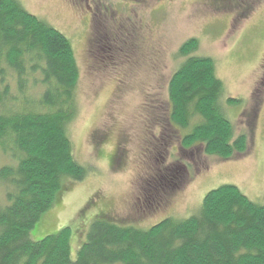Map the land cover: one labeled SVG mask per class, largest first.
Segmentation results:
<instances>
[{
	"label": "rangeland",
	"instance_id": "rangeland-1",
	"mask_svg": "<svg viewBox=\"0 0 264 264\" xmlns=\"http://www.w3.org/2000/svg\"><path fill=\"white\" fill-rule=\"evenodd\" d=\"M17 1L70 41L79 75L67 134L87 169L82 180L63 178L52 205L28 231L30 240L67 226L74 260L97 214L147 229L196 214L203 196L223 184L264 203V0H164L155 11L160 0L150 6L138 0L132 12L120 8L125 0H111L119 14L110 20L111 10L109 18L103 12L90 29L85 9L69 0ZM188 39L197 41L190 56L213 61L220 108L234 136L245 135L243 153L222 159L199 145L182 149L184 131L168 124L167 84L188 57L179 53ZM7 162L0 154V166ZM4 191L0 183V204Z\"/></svg>",
	"mask_w": 264,
	"mask_h": 264
},
{
	"label": "trees",
	"instance_id": "trees-1",
	"mask_svg": "<svg viewBox=\"0 0 264 264\" xmlns=\"http://www.w3.org/2000/svg\"><path fill=\"white\" fill-rule=\"evenodd\" d=\"M196 47L195 39L180 46L188 57L168 80L167 121L184 131L182 149L199 145L227 159L246 150V137L234 136L220 108L222 84L213 61L190 56ZM78 75L63 33L17 0H0V154L9 160L0 166L6 200L0 204V264H264V203L231 184L209 190L196 214L147 229L97 214L74 260L67 226L28 238L63 178L79 181L86 174L67 134L77 112Z\"/></svg>",
	"mask_w": 264,
	"mask_h": 264
},
{
	"label": "flooded vegetation",
	"instance_id": "flooded-vegetation-1",
	"mask_svg": "<svg viewBox=\"0 0 264 264\" xmlns=\"http://www.w3.org/2000/svg\"><path fill=\"white\" fill-rule=\"evenodd\" d=\"M81 2H78V5L76 4V0H69V2L71 3V5H73L74 7H82L85 9L82 10L83 11V15L84 17H86V21H87V26L91 27V22L92 20H94V18L96 16H101V14L103 15V12H104V17H107L105 16V11L108 12L109 10H111L108 15L110 16V20H114L112 19L114 15H118L119 14V11L116 9L115 12L112 11V1L111 0H79ZM126 2L124 4H121L120 8L122 9H126L127 11L129 12H132L134 11V7H140V3H138V0H125ZM161 3L158 5V6H154V7H151L152 11H155V10H158L159 8H162L163 5H166L165 1L164 0H160ZM217 0H209L208 2H216ZM221 1V0H219ZM223 3H226L227 0H222ZM221 1V2H222ZM151 3H155L154 1L152 0H147L146 3L142 4V6H147ZM164 3V4H163ZM109 18V17H107ZM144 23V22H143ZM89 35H91V32L89 31L88 33Z\"/></svg>",
	"mask_w": 264,
	"mask_h": 264
}]
</instances>
